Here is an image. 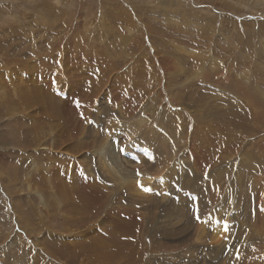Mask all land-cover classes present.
Masks as SVG:
<instances>
[{"label": "rangeland", "instance_id": "374dc122", "mask_svg": "<svg viewBox=\"0 0 264 264\" xmlns=\"http://www.w3.org/2000/svg\"><path fill=\"white\" fill-rule=\"evenodd\" d=\"M144 263L264 264V0H0V264Z\"/></svg>", "mask_w": 264, "mask_h": 264}, {"label": "bare ground", "instance_id": "6f19581e", "mask_svg": "<svg viewBox=\"0 0 264 264\" xmlns=\"http://www.w3.org/2000/svg\"><path fill=\"white\" fill-rule=\"evenodd\" d=\"M200 70V69H199ZM202 70V69H201ZM220 75V74H219ZM93 87V86H92ZM91 87V88H92ZM60 104V103H59ZM105 104H107V102L105 103ZM103 105V104H102ZM45 107V106H44ZM101 110V109H100ZM107 110V109H106ZM48 111H49V108H48ZM120 114V113H119ZM22 115V114H21ZM54 116V115H53ZM11 119V118H10ZM231 121V120H230ZM19 124V123H18ZM56 128H58V126H55ZM24 128V127H23ZM7 129H8V127H7ZM25 135L26 134H23V138H21V136H18V139L16 138V142H20L22 145H24V139H26V137H25ZM38 139V138H37ZM34 140V139H33ZM42 142V141H41ZM60 142V141H59ZM18 144V143H17ZM60 144V143H59ZM81 144H84L83 142L81 143V141L79 140L78 142H77V145L78 146H80ZM40 145V144H39ZM58 144L56 143V144H54V146H57ZM76 145V144H75ZM75 145H73V146H70V148L72 147V150L73 151H77L79 148H78V146H75ZM54 146H52V147H54ZM84 146H86V145H83V147ZM40 147V146H39ZM43 148H40V149H44V146H42ZM51 148V146L49 147V149ZM39 149V150H40ZM48 149V150H49ZM54 149V148H53ZM244 150V149H243ZM22 151V150H21ZM43 151V150H42ZM60 152V151H59ZM78 152V151H77ZM74 153V152H73ZM92 156V155H91ZM74 158V157H73ZM82 159L84 160V159H88V158H85V157H82ZM87 162V161H86ZM85 162V163H86ZM151 162V161H150ZM149 162V163H150ZM108 163V162H107ZM147 164V163H146ZM145 164V165H146ZM108 165H109V163H108ZM162 166V165H161ZM86 168L87 169H89V164H87L86 165ZM106 169L108 170V174H112V176H111V182H114L115 183V189H111L112 188V186H111V188H109L108 190H107V195H106V202L104 203V205L103 206H105V208H109L108 210H110V208L112 209L113 208V206H114V204L116 203V202H113V201H116L115 199H114V195H115V190L116 189H118L119 190V192H121L122 190H125L124 188H126V191H124V192H127L128 191V189H129V192L127 193V194H130L131 193V191L133 190V192L135 193V194H137V195H142L143 194V192H139V191H141L142 190V187L140 186V188L138 189L139 191H137L136 189H135V187H134V183L136 182V181H131V183H129V182H127L125 179H124V177L121 175V174H117V171H115L114 173H113V170L112 169H109V166L108 167H106ZM147 169V168H146ZM142 171V170H141ZM143 173H144V171H143ZM92 174V173H91ZM116 174V175H115ZM144 175V174H143ZM152 175V174H151ZM14 176V175H13ZM136 176V175H135ZM137 178H138V180H140V179H142L140 176H137ZM15 179H16V176H15ZM145 180H147V179H145ZM122 181V182H121ZM140 182H142V183H144V180H140ZM140 182H138L139 184H141L142 185V183H140ZM148 184H149V182H148ZM129 185H132V189H130V187H129ZM136 185V184H135ZM133 193V194H134ZM130 195H132V193L130 194ZM144 195V194H143ZM135 196V195H134ZM147 198V197H146ZM149 199V198H148ZM31 206V205H30ZM81 208V207H80ZM100 208V207H99ZM117 208H115V210H116ZM103 211V210H102ZM101 211V212H102ZM113 211V210H112ZM100 212V213H101ZM114 212V211H113ZM177 212H181V210H177L176 211V213H173V214H175L176 216H179V215H177V214H179V213H177ZM148 213H150V212H148ZM152 213V212H151ZM182 213V212H181ZM106 214V213H105ZM149 218H151L150 216H149ZM181 218H182V216H181ZM102 219V218H101ZM147 220V219H146ZM149 220V219H148ZM103 225V224H102ZM167 226H169V224H166ZM171 225V224H170ZM202 225V224H201ZM163 226V225H162ZM116 228V227H115ZM150 228L152 229L151 230V232H154L155 230H153V227L152 226H150ZM157 229V228H156ZM198 229V228H197ZM119 230H120V228H119ZM198 231V230H197ZM200 232H201V229H200ZM199 231L197 232V236H199L201 233H200ZM183 233V232H182ZM181 233V234H182ZM185 233H186V231H185ZM188 234V233H187ZM122 235V234H121ZM180 235V234H179ZM119 236V235H118ZM194 236V235H193ZM102 237V236H101ZM192 238V237H191ZM100 239V238H99ZM96 239V240H94L95 241V243H96V241H98V244L99 245H103V243L105 244V242H104V240L103 239ZM175 239V238H174ZM180 239H186V238H184V237H182V238H180ZM180 239H175L174 241H177L176 243H178V241L180 240ZM188 239V238H187ZM186 239V240H187ZM193 239H194V237H193ZM190 240H192V239H190ZM197 240V239H196ZM198 240H200V239H198ZM201 241H202V239H201ZM49 242V241H48ZM200 242V241H199ZM152 243H154L153 241H152ZM175 243V244H176ZM40 244H41V242H40ZM174 244V243H173ZM118 245V244H117ZM129 245V244H128ZM177 245H179V243L177 244ZM103 247V246H102ZM125 247V246H124ZM157 247H159V246H157ZM157 247L155 246V247H153V248H151L152 250L153 249H156V251L155 252H157L158 250H157ZM120 248V247H119ZM121 249V248H120ZM134 249V248H133ZM160 249V248H159ZM171 250V249H170ZM117 251V250H116ZM123 251V250H122ZM154 252V251H153ZM165 252H167L166 250H165ZM170 251H168V253H169ZM171 252H173V251H171ZM47 254V253H46ZM130 255V254H129ZM129 255H128V257H129ZM173 255V254H172ZM134 256V255H133ZM108 257V256H107ZM156 257V256H155ZM158 257V256H157ZM157 257L156 258H154V259H157ZM130 258V257H129ZM135 258V257H134ZM168 258H169V255H168ZM173 258V257H172ZM162 259V258H161ZM134 260V262H135V259H133ZM160 260V259H159ZM152 262H154V261H152ZM161 262V261H160ZM121 263V262H120ZM145 264V263H144ZM152 264V263H151Z\"/></svg>", "mask_w": 264, "mask_h": 264}]
</instances>
